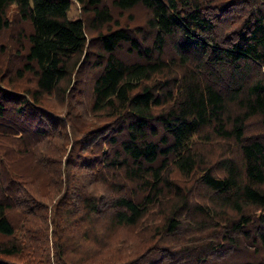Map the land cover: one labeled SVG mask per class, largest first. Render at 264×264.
<instances>
[{
  "label": "trees",
  "instance_id": "1",
  "mask_svg": "<svg viewBox=\"0 0 264 264\" xmlns=\"http://www.w3.org/2000/svg\"><path fill=\"white\" fill-rule=\"evenodd\" d=\"M0 264H264V0H0Z\"/></svg>",
  "mask_w": 264,
  "mask_h": 264
},
{
  "label": "rangeland",
  "instance_id": "2",
  "mask_svg": "<svg viewBox=\"0 0 264 264\" xmlns=\"http://www.w3.org/2000/svg\"><path fill=\"white\" fill-rule=\"evenodd\" d=\"M78 13H79V5L74 3L71 7L70 14L75 16L78 15Z\"/></svg>",
  "mask_w": 264,
  "mask_h": 264
}]
</instances>
